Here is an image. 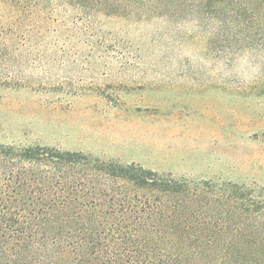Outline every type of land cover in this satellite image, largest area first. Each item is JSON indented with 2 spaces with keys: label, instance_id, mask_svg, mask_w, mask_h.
Instances as JSON below:
<instances>
[{
  "label": "rangeland",
  "instance_id": "obj_1",
  "mask_svg": "<svg viewBox=\"0 0 264 264\" xmlns=\"http://www.w3.org/2000/svg\"><path fill=\"white\" fill-rule=\"evenodd\" d=\"M181 4L108 15L0 0V144L264 191V11Z\"/></svg>",
  "mask_w": 264,
  "mask_h": 264
},
{
  "label": "trees",
  "instance_id": "obj_2",
  "mask_svg": "<svg viewBox=\"0 0 264 264\" xmlns=\"http://www.w3.org/2000/svg\"><path fill=\"white\" fill-rule=\"evenodd\" d=\"M28 1L108 15L169 2L219 16L264 11V0ZM262 190L0 144V264H264Z\"/></svg>",
  "mask_w": 264,
  "mask_h": 264
}]
</instances>
